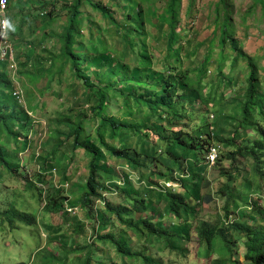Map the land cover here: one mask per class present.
<instances>
[{
    "label": "rangeland",
    "instance_id": "374dc122",
    "mask_svg": "<svg viewBox=\"0 0 264 264\" xmlns=\"http://www.w3.org/2000/svg\"><path fill=\"white\" fill-rule=\"evenodd\" d=\"M72 1L7 0V16L15 28L14 31L10 29L9 36L17 69L13 73L7 65H0V76L6 75L4 77L10 80L11 86L5 91L8 96L20 92L22 108H19L27 112L29 122L25 125L24 120H20L13 124L21 139L26 138V148L16 144L10 136L0 135V150L12 168L9 170L0 163V212L13 204L21 212L33 215L37 224L30 226L16 220L11 226L0 216V264H87L88 258L90 264H214L216 259L225 256L243 262L246 238L242 231L231 230L233 250L218 238L208 257L206 247L200 246L197 230L203 221L213 225L224 223L227 196L221 194L220 189L226 184H230L237 195L240 209L245 207L246 201L250 205V210L248 207L232 209L234 220L264 226V183L254 174L258 167L253 159L255 155L249 158L239 153L235 160L228 156L232 152L238 153L240 147L250 149L263 141L259 125L264 128V120L256 117L253 128L238 127L248 70L245 60L236 57L229 38L223 33V22L228 16L232 36L238 39L245 52L258 56L264 93L263 2L181 0L176 22L181 37L175 47L181 45V60L177 62L167 50L165 33L168 22L159 15L165 0H155L156 11L146 15V33L142 35L152 57V70L167 77L170 74L177 77L187 75L193 81V89L178 87L179 95L187 90L191 99L184 103L185 118L174 130L168 124L169 118L162 114L146 119L148 128L141 127L135 132V128H129L116 140L110 126H105L107 144L118 149L129 148L147 157L141 158L146 167L134 171L124 160L98 145L95 130L100 120L93 112L96 101L85 93L81 83L67 69L60 71L59 63L49 68L51 57L59 49L52 34L61 31L66 21L67 5ZM91 1L108 5L114 19L123 25H128V15L136 17L139 2ZM152 1L143 2L144 10ZM81 11L91 19L94 39L105 40L109 59L134 69L143 42L131 38L125 45L123 33L89 5H84ZM50 19L53 20L51 23ZM83 25L89 23L84 20ZM87 39L88 34L84 32L83 41L87 42ZM30 50L32 55L27 59L26 52ZM204 61L206 65L201 68ZM2 92L0 87V95ZM0 100H3L1 96ZM117 103L122 105V99ZM10 104L11 110L18 113L19 109L12 100ZM106 113L122 117L133 127H136L133 122H139L142 117L141 113L123 116V110L112 112L111 108ZM78 114L88 118L86 133L90 135V142L103 153L98 172L102 196L94 203L92 215L79 204H72L78 203L82 196L91 157L83 148L74 149L73 139L67 137L66 126L58 122L67 117L75 121ZM180 130L201 147H217L219 157L216 163L208 164L209 150L199 151L197 157L194 151H186L168 140L172 131ZM259 163L264 171V162ZM229 172L233 173L231 181L226 176ZM166 178H172L174 182L167 183ZM169 189L186 195L188 202L196 208V214L182 215L181 218L170 215L163 194ZM136 200L145 201L149 209L144 213L125 214V219L151 216L154 223H161L165 228L172 226L184 239L175 238L170 248L157 238H136V232L106 208L107 203L115 208L131 207ZM259 210L262 216L255 212ZM108 234L126 241L129 251L137 255L123 257L111 242L101 240V236Z\"/></svg>",
    "mask_w": 264,
    "mask_h": 264
},
{
    "label": "trees",
    "instance_id": "16d2710c",
    "mask_svg": "<svg viewBox=\"0 0 264 264\" xmlns=\"http://www.w3.org/2000/svg\"><path fill=\"white\" fill-rule=\"evenodd\" d=\"M146 1L151 0H139L136 7V17L128 15V25L125 24V26L114 19L110 7L108 5H103L102 1L94 3L91 0H73L71 4L67 5L66 21L62 24L61 31L52 34L59 45V49L58 53L51 57L49 67L52 69L56 63H59L60 71L64 72L67 69V71L81 83L85 93H88L89 96L96 101L95 110L93 112L97 119L100 120L95 130L98 145L106 148L109 154L120 160H124L127 166L134 171L141 167H146V163L143 162L142 159H147V157L129 148L118 149L114 145L107 144L104 139L103 131L105 126H110L113 139L116 140L119 138L122 131L129 128H135L134 132L141 127L148 128L146 119L157 114H162L164 117L169 118L168 124L171 130H174L179 127L185 118L186 111L184 109V103L191 99V97L187 95V90H183L182 94L179 95L178 87L184 86L187 89H193V81L187 75L177 77L170 74L167 77L152 70V57L148 52L147 44L144 42L145 39L142 35L146 33V15L155 13L156 1L154 0L151 3H147L144 10L143 2ZM261 1L264 4V0ZM180 3L181 0H165L164 5L161 6L162 12L159 14L162 19L168 22V29L165 33L167 50L170 56H173L177 62L181 60V45L175 48L181 37L179 32H177L176 25ZM43 4L45 5L46 2H43ZM84 5H89L91 9L98 12L102 18L108 20L110 25L121 31L123 33L125 45L130 43L131 38H137L143 42L141 44V51L138 52V65L134 67V69H129L125 64L119 62L113 63V61L109 59L107 56L109 49L105 46V40L94 39L93 29L90 26L91 19L85 16L81 11ZM8 8L9 6L7 4V12ZM84 20H86L89 25L84 26ZM52 21L51 19L49 20L50 23ZM230 27V19L226 16L223 22L224 37L229 38L231 49L236 53L237 58L245 60L248 70L247 86L240 108L241 120L238 122V127L240 129L253 128L257 122L256 117L264 120V93L260 82L261 66L258 56L250 55L243 50L238 39L232 36V28ZM99 31H101V29H99ZM84 32L88 34L87 42L83 41ZM9 33L10 28L8 29V38L10 40ZM26 53L27 57L25 56V58H30L32 51L30 50ZM208 59L209 57L206 58V62ZM206 62L204 61L201 64V68L206 65ZM0 65L6 66L7 63L0 61ZM92 69H95V71ZM96 69L98 71H96ZM1 75L0 87L4 92H2L3 95H0L3 99L0 100V135L5 134L6 136H10L16 144H19L22 148H26V138L21 139V134L14 131L13 124L21 122L20 120H24L25 125H27L26 123L29 122L28 114L25 110L23 111L19 108L21 106L12 93L10 96L6 94L5 91L11 86V83L10 80L4 77L6 75ZM91 76H93V79H91ZM118 99H122V105L117 103ZM10 100L18 107V113H14L11 110ZM110 108L112 112L113 110L114 112L123 110V116H135L137 113H141L142 117L139 122H133L136 125V127H133V125L126 123L122 117L118 118L115 114H107L106 112ZM29 109H32V107H29ZM86 120H88L86 116L83 115L81 117L78 114L75 121H73L71 117H67L58 122L66 126L68 131L67 137L73 139L74 149L83 148L91 157L89 162V177L82 191L81 200L79 199L78 203L74 202L72 204L75 206L79 204L82 209H87V214L89 213L92 215L94 203L102 196L98 184V172L103 153L99 147H96L97 145L90 142V135L86 133ZM259 130L263 141L254 144L250 149L247 147H240L238 148V153L232 152L228 156L230 159L235 160L236 156L240 155L239 153H244L248 157L254 154V162L255 164L258 163V167H256L254 174L258 175L264 183V171L259 163V161L264 162V128L259 125ZM237 133H239L238 130L236 131V135ZM168 140H170V142H176L178 144L177 146L186 151H194L197 157L199 151L201 153L203 151L208 152L209 150V148L206 149V147H201L197 144L195 139L185 137L182 130L172 131L171 138ZM199 148L200 150H198ZM0 163L7 169H12L9 167L10 162L4 156L3 150H0ZM231 174L233 173H226L228 181H231L233 178ZM166 182H174V179L166 178ZM184 188L186 189L187 187L185 186ZM220 192L227 196L224 223L221 225H213L207 221H203L197 230L200 246L203 245L206 247V254L208 257H210L213 252L215 240L221 239L225 246L233 250L234 246L232 243L233 241H231V230H240L244 233L246 238L244 261H236L233 256H231V258L225 256L216 259L214 264H264V226H253L234 220L232 209L239 208L236 201L237 195L234 193L230 184H226L222 187ZM163 194L167 199V212L170 215L181 218L182 215L196 214V208L188 202L186 195L176 193L172 189H169L167 192L165 191ZM238 197L241 198L240 196ZM10 205L11 206L3 213L0 212V216L2 215L6 222L13 226L14 222L17 220L18 222H23L30 226H36L37 220L33 215L21 212L16 209L13 204ZM106 205L111 215H116L122 224H125L136 232V238H157L165 242L170 248L173 246L175 238L184 239L183 236L174 231L175 228L172 226L170 228H165L161 223H154L151 216L145 218L141 217L137 220L133 218L130 220L124 218L125 214L133 215L134 212L144 213L149 209L145 201L136 200L131 207L120 206L115 208L109 203ZM245 207H248L250 210V205L247 201ZM245 207L239 208L238 210L245 209ZM245 212H247V210L243 212V216H245ZM255 212L261 216L263 214L260 213V210ZM262 219L264 220V217H262ZM252 220L254 219L252 218ZM100 238L101 240L111 242L118 253L123 255V257L137 255V253H131L129 251L126 241L118 240L113 235H103ZM145 260L149 262L148 258H145ZM87 264H90V258L87 259Z\"/></svg>",
    "mask_w": 264,
    "mask_h": 264
},
{
    "label": "built area",
    "instance_id": "2783aa9c",
    "mask_svg": "<svg viewBox=\"0 0 264 264\" xmlns=\"http://www.w3.org/2000/svg\"><path fill=\"white\" fill-rule=\"evenodd\" d=\"M7 0H0V61L7 63L9 69L15 73L17 69V63L15 60V52L12 43L8 38V27L5 25V21H9L7 16ZM13 96L20 103L21 94L19 91L13 92ZM219 157L217 147L209 149L207 155V162L209 165H214ZM172 186V185H169Z\"/></svg>",
    "mask_w": 264,
    "mask_h": 264
},
{
    "label": "clouds",
    "instance_id": "9594fccd",
    "mask_svg": "<svg viewBox=\"0 0 264 264\" xmlns=\"http://www.w3.org/2000/svg\"><path fill=\"white\" fill-rule=\"evenodd\" d=\"M4 23H5L6 27L12 29L13 31L15 30L14 26L9 21H5ZM74 209H76V208H74Z\"/></svg>",
    "mask_w": 264,
    "mask_h": 264
}]
</instances>
